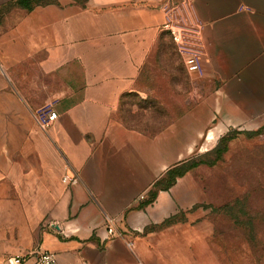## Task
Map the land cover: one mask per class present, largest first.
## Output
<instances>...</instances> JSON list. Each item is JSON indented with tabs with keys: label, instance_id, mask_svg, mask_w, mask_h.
Instances as JSON below:
<instances>
[{
	"label": "crops",
	"instance_id": "1",
	"mask_svg": "<svg viewBox=\"0 0 264 264\" xmlns=\"http://www.w3.org/2000/svg\"><path fill=\"white\" fill-rule=\"evenodd\" d=\"M16 1L0 0V264H34L39 249L60 264H177L176 228L134 232L194 203L186 176L145 205L195 140L264 125V0ZM171 28L201 68L182 74L186 101L202 96L180 115L177 71L162 67L167 41L180 48ZM48 110L58 118L43 131Z\"/></svg>",
	"mask_w": 264,
	"mask_h": 264
},
{
	"label": "rangeland",
	"instance_id": "2",
	"mask_svg": "<svg viewBox=\"0 0 264 264\" xmlns=\"http://www.w3.org/2000/svg\"><path fill=\"white\" fill-rule=\"evenodd\" d=\"M164 49L171 53L172 61L163 62L162 67L177 71L171 82L172 90L175 82L178 86L177 112L181 114L202 95L197 93L193 101H186L189 83L182 75L187 71L182 54L179 49L175 53L168 41ZM173 112L172 108V116ZM187 162L195 166L178 179L187 176L194 203L179 206L181 221L172 226L176 228L173 236L165 238L167 250L169 242L172 244L177 264L184 258L186 264H264V125L253 131L229 130L216 140L205 135L194 141ZM160 225L147 228L157 232L171 228L161 229ZM134 233L147 235L146 229Z\"/></svg>",
	"mask_w": 264,
	"mask_h": 264
},
{
	"label": "built area",
	"instance_id": "3",
	"mask_svg": "<svg viewBox=\"0 0 264 264\" xmlns=\"http://www.w3.org/2000/svg\"><path fill=\"white\" fill-rule=\"evenodd\" d=\"M186 3V1H185ZM177 6H174V10H176ZM171 32L173 34L174 40L176 43L180 45V52L182 54L187 72L192 76H199L201 74V68L199 62L196 58L195 53L190 51L186 47V42L181 34L183 31L181 28H171ZM58 118V114L53 110H48L45 114L38 116L37 120L39 126L43 131H47V128L50 126L52 122H54ZM80 182V177L77 174L66 175L63 178V183L68 186H74ZM145 196H141V199H144ZM106 225L108 228V236L109 238H117L121 236V233L116 228V220L106 216ZM45 227H58L60 234L65 237H69L75 233L79 232L78 227H70L65 226L62 227L60 224L53 222H46L44 224ZM32 257L34 258V264H60L56 258V256L47 251H43L41 249L33 252ZM7 264H25L26 258L22 256H10L6 259Z\"/></svg>",
	"mask_w": 264,
	"mask_h": 264
},
{
	"label": "trees",
	"instance_id": "4",
	"mask_svg": "<svg viewBox=\"0 0 264 264\" xmlns=\"http://www.w3.org/2000/svg\"><path fill=\"white\" fill-rule=\"evenodd\" d=\"M52 1L53 0H17L13 4H9V6L16 5L24 9L31 10L34 5L48 4V3H51ZM194 166H195L194 162L193 163L186 162V163H183L171 169L166 174L165 177H163L161 180H159L155 184L153 191H151L149 199L145 202V205L147 206L149 204H152L155 201L157 197V193L159 191L170 189L172 186L176 184L178 178H181L183 175H185L188 172L189 169H191ZM178 217H179V214L169 217L160 225V228L164 229V228H167V227H170V226H173L179 223L181 220H179ZM151 230L154 231L155 229L146 228L147 232Z\"/></svg>",
	"mask_w": 264,
	"mask_h": 264
}]
</instances>
